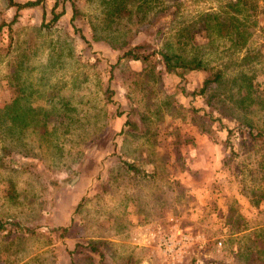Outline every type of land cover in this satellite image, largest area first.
<instances>
[{"label":"rangeland","instance_id":"374dc122","mask_svg":"<svg viewBox=\"0 0 264 264\" xmlns=\"http://www.w3.org/2000/svg\"><path fill=\"white\" fill-rule=\"evenodd\" d=\"M39 1L0 0V264H264V0L248 58L222 0Z\"/></svg>","mask_w":264,"mask_h":264},{"label":"trees","instance_id":"16d2710c","mask_svg":"<svg viewBox=\"0 0 264 264\" xmlns=\"http://www.w3.org/2000/svg\"><path fill=\"white\" fill-rule=\"evenodd\" d=\"M224 4L220 6L221 10L220 12H213L209 17H212L215 21L214 30L217 32V35L223 36L224 38H228L232 41H234L233 45H239L241 48L245 50V57L248 58L249 54L253 53L254 51L251 50V48L247 45V39L250 35L254 33V30L251 29V26L254 24V21H256L257 15H258V9H259V1L260 0H222ZM10 5L16 7V14L14 15L13 20L9 24L10 26L12 24H15L18 21V17L20 15V12L28 7H33L36 5H39L41 2L39 0H28L26 2H16L15 0H9ZM59 5V0L56 1L55 8ZM126 9V8H125ZM124 9V10H125ZM77 11V8L75 9ZM119 10V9H118ZM127 14H132L133 10H125ZM64 10L62 12H55V9L53 10V18L49 25H53L55 22H57L60 17L63 15ZM5 23L0 25V30L5 27ZM211 35V34H209ZM208 35V37H209ZM193 35H191L192 37ZM193 38H195L193 36ZM169 39H167L168 41ZM169 42V41H168ZM146 47L145 45L138 44L136 48H142ZM171 44H167L164 48H161L159 50L160 55L164 58L166 69L169 73H177L178 67H185L191 70L194 69H203V61L202 60H190L186 61L185 54L183 53H177L176 51L171 50ZM125 56L133 55L135 59H141L143 61L148 60L151 58V53H141L137 54L133 52L132 50L126 52L124 54ZM183 58V59H181ZM192 58H199L196 54L192 56ZM181 59V60H178ZM115 68V64L111 66V72H113ZM223 78V73H217L215 77L208 78L205 83L204 87L202 88L201 92H204L207 87L220 79ZM252 85V82H248V87L250 88ZM20 117L23 118V113H19ZM3 119H1L2 121ZM129 124V122H126ZM255 138H263L264 137V131L259 132L258 134L254 135ZM126 165L134 172H139L140 169L137 164L124 161ZM0 226H4V223L0 219Z\"/></svg>","mask_w":264,"mask_h":264},{"label":"built area","instance_id":"2783aa9c","mask_svg":"<svg viewBox=\"0 0 264 264\" xmlns=\"http://www.w3.org/2000/svg\"><path fill=\"white\" fill-rule=\"evenodd\" d=\"M182 239H183V240H188V237H187V236H183Z\"/></svg>","mask_w":264,"mask_h":264},{"label":"crops","instance_id":"0c3cea01","mask_svg":"<svg viewBox=\"0 0 264 264\" xmlns=\"http://www.w3.org/2000/svg\"><path fill=\"white\" fill-rule=\"evenodd\" d=\"M204 192V191H203ZM205 193V192H204ZM199 194H201V193H199Z\"/></svg>","mask_w":264,"mask_h":264}]
</instances>
